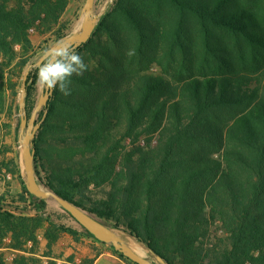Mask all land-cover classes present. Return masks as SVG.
Here are the masks:
<instances>
[{"label": "trees", "instance_id": "1", "mask_svg": "<svg viewBox=\"0 0 264 264\" xmlns=\"http://www.w3.org/2000/svg\"><path fill=\"white\" fill-rule=\"evenodd\" d=\"M70 2L0 0V124L36 52L31 29L68 35ZM76 52L96 65L41 110V183L170 264H264V0H114ZM37 86L35 68L28 114ZM22 183L17 199L0 195V250L18 253L0 264H60L64 233L104 243L56 223Z\"/></svg>", "mask_w": 264, "mask_h": 264}, {"label": "rangeland", "instance_id": "2", "mask_svg": "<svg viewBox=\"0 0 264 264\" xmlns=\"http://www.w3.org/2000/svg\"><path fill=\"white\" fill-rule=\"evenodd\" d=\"M72 1L76 4V6L72 5V7H70L65 12L66 14L63 15V21L70 23L69 34H72L74 30L78 29L79 24L82 20L81 19L82 9L86 0H72ZM113 1L114 0H96L95 9L97 14H101V13L104 14L108 10L110 5H112ZM30 32H31V38L33 40L36 49L34 56L32 57V59L28 64V66L30 64H33L31 68L32 71L33 69L37 68L35 64L40 59V54L44 52L46 49H48L51 45L59 41L60 39L54 40L55 38L53 37L52 34L43 35L36 32L35 30ZM83 60L88 66V68L96 65V62L93 59H91V56L89 55H86V58H84ZM24 73H20L17 70L12 75L13 81L18 83L17 86L18 94L14 95L10 89L8 90V100H7L8 106L6 112L2 116V121L0 124V162H4L3 164L6 166L9 165V161H11V159H15L20 166V170H21L22 144L19 139L20 124H21L19 101H20V94H21ZM42 94H43V88L37 86V90L35 92V98L37 100V103L40 97L42 96ZM33 111L34 110H32L31 113L28 114L29 118L31 117ZM40 113L37 117V120L40 117ZM10 165L12 166L11 162ZM8 173L9 172L5 168L4 170L0 171V195L7 194V199H17L20 195L23 194L22 181H24V178L22 172L20 171V175L10 173L11 175L10 177H8ZM48 203H49L48 214L56 223L67 225L69 227L81 228V224L76 220H74L72 216L66 210H64L63 207L58 202H56L55 200H48ZM23 204H19V205L24 206ZM30 212L32 214H35V211L31 210ZM47 226L48 224L45 223L44 226H42L41 229L39 230V235L43 237V239H45V231L47 229ZM62 241L66 245L75 248L76 256L78 258V264H89L91 257L85 256L87 254V253L85 254L84 252L85 248L92 249L93 253L95 252L100 253L105 250H114V247L111 244L97 242L94 239H92L90 236H85V235L82 238L81 243H79L82 247L81 250L76 248L77 244L76 246L75 244H72V242H74V239L68 233H64L62 235ZM56 249H57V253L62 252L59 247H57ZM0 252L4 253V257L8 263H12L15 256L18 254L16 251H12V250H0Z\"/></svg>", "mask_w": 264, "mask_h": 264}, {"label": "water", "instance_id": "3", "mask_svg": "<svg viewBox=\"0 0 264 264\" xmlns=\"http://www.w3.org/2000/svg\"><path fill=\"white\" fill-rule=\"evenodd\" d=\"M96 0H86L82 9L81 22L78 29L74 30L72 34L66 35L59 41L51 45L48 49L56 46L57 48L62 47H72L75 50L82 44L88 42L93 36L96 27L98 26L101 17L104 15H99L95 9ZM41 60L39 59L35 64L37 66ZM33 64H30L23 77V83L20 94L19 109L21 114V124H20V142L22 146L21 151V172L24 178V182L30 193L34 196L44 199V200H55L58 202L63 209H65L70 215H72L83 227H85L92 235H94L100 241L111 244L115 250L121 252L126 257L131 259L136 264H155L146 257L142 256L136 252L127 242L122 239L110 225L101 221L91 213L85 211L75 203L59 195L57 192L44 186L37 174L35 154L36 148L34 145V140L36 138L37 132L40 129L46 115L43 119L37 121V117L41 110L47 105L50 98L48 94L43 89V94L40 97L31 117L29 118L27 112V94H28V78L31 72ZM120 229V228H118ZM151 250L156 255L160 261H166L170 264L160 253H157L152 248Z\"/></svg>", "mask_w": 264, "mask_h": 264}, {"label": "clouds", "instance_id": "4", "mask_svg": "<svg viewBox=\"0 0 264 264\" xmlns=\"http://www.w3.org/2000/svg\"><path fill=\"white\" fill-rule=\"evenodd\" d=\"M37 64V85L52 95L57 90L64 96L71 95V77L83 76L88 66L72 47L46 49Z\"/></svg>", "mask_w": 264, "mask_h": 264}, {"label": "crops", "instance_id": "5", "mask_svg": "<svg viewBox=\"0 0 264 264\" xmlns=\"http://www.w3.org/2000/svg\"><path fill=\"white\" fill-rule=\"evenodd\" d=\"M73 6H76V4L71 0L70 4H69V7H72ZM67 9V10H68ZM66 14V13H65ZM99 15H103V13L99 14ZM73 238V237H72ZM46 239V238H45ZM43 239V237L40 236V240H41V251H44L46 249V245H47V239L45 240ZM74 239V238H73ZM81 243L80 242H77L75 241L74 239V242H72V244H77L76 248L77 249H82L81 245L79 244ZM57 247L60 248V250L62 251L61 253H57ZM62 247V248H61ZM1 250H11V249H8V248H2ZM14 251V250H12ZM84 252H85V256H90L91 258L95 257L96 256V252L93 253V250L90 249V248H85L84 249ZM54 253L55 255H63V258H59V263L60 264H64L65 263V260L64 258L74 254L76 255V251H75V248L73 247H70L69 245H66L63 241H62V237L59 239V241L54 245ZM76 260H77V263H78V258L76 256ZM93 264H136L134 262H131V261H128L127 259H124L122 257H120L117 253H115V251L113 250H105L103 252H100V254L95 258Z\"/></svg>", "mask_w": 264, "mask_h": 264}, {"label": "bare ground", "instance_id": "6", "mask_svg": "<svg viewBox=\"0 0 264 264\" xmlns=\"http://www.w3.org/2000/svg\"><path fill=\"white\" fill-rule=\"evenodd\" d=\"M117 235L124 239L129 246H131L136 252L146 257L155 264H168L166 261H160L153 253L147 243L139 239L137 236L127 232L124 229L113 228Z\"/></svg>", "mask_w": 264, "mask_h": 264}, {"label": "built area", "instance_id": "7", "mask_svg": "<svg viewBox=\"0 0 264 264\" xmlns=\"http://www.w3.org/2000/svg\"><path fill=\"white\" fill-rule=\"evenodd\" d=\"M31 31H34V29H31ZM11 175L10 174H8V177H10Z\"/></svg>", "mask_w": 264, "mask_h": 264}]
</instances>
